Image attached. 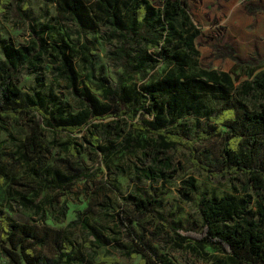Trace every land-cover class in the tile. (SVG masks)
Instances as JSON below:
<instances>
[{
    "label": "trees",
    "instance_id": "trees-1",
    "mask_svg": "<svg viewBox=\"0 0 264 264\" xmlns=\"http://www.w3.org/2000/svg\"><path fill=\"white\" fill-rule=\"evenodd\" d=\"M56 2L59 13L66 16L74 29L52 23L37 29L28 23L26 43L14 45L0 40V119L14 125L26 124L28 128L18 149H0V160L37 174L50 155V147L43 139L46 128L66 133L68 138L59 142L57 148L77 158L85 146L75 134L95 127L97 120L125 119L131 131L153 138L157 167L142 170L146 180L169 178L168 172L174 170L171 158L159 157V153L181 147L191 166L204 171L210 180L226 179L231 192L220 196L200 193L196 202L200 217L197 227L183 226L167 218L159 210L162 200L156 189L148 195L135 187L121 197L122 202L139 213L156 217L178 246L193 241L222 252L234 264H264V69L240 81L241 76L232 71L194 68L191 60L198 53L196 38L200 31L191 19L188 0H162L159 5L150 0ZM91 2H96V6L90 7ZM12 5L20 18L28 19L27 3L22 0H0V13ZM101 25L106 27L103 34ZM88 33H94L106 46V58L121 69L114 85L95 72L96 51L86 38ZM74 35L80 41H74ZM76 57L85 69L84 77L77 70ZM159 65L165 67L163 74L146 80L148 73ZM25 68H31L36 75V84L29 91L17 83ZM46 71L66 83L80 103L75 112L67 111L56 95L41 91ZM134 77L143 80L139 89L130 84ZM204 94L221 104L205 109L202 121L195 119L189 124L194 112L192 104ZM214 137H221L219 154L207 158L198 151L196 142ZM100 139L92 135L91 148L100 152L101 159L109 160L122 144L103 146ZM127 140L123 146L129 152L141 148L140 138L130 136ZM93 174L85 165L73 161H67L64 171H53L45 185L52 194V206L63 192ZM197 189L192 175L180 181L179 192L186 200ZM21 198L24 208L40 211L39 201ZM57 212L63 216L65 206L61 205ZM60 218L52 220L58 222ZM80 225L92 239L79 246L67 237H58L51 259L36 252L35 247L44 236L38 235L32 223L9 221L5 214L0 215L4 264H87L86 256L90 264H120L117 252L126 258L139 257V264L164 262L159 257L155 261L141 247L142 235L130 237L129 245H120L99 234L87 218ZM80 247L86 249V256L79 253Z\"/></svg>",
    "mask_w": 264,
    "mask_h": 264
},
{
    "label": "rangeland",
    "instance_id": "rangeland-1",
    "mask_svg": "<svg viewBox=\"0 0 264 264\" xmlns=\"http://www.w3.org/2000/svg\"><path fill=\"white\" fill-rule=\"evenodd\" d=\"M27 3L28 19L20 18L14 5L0 13V40L11 42L14 45L27 42L30 28H40L44 23H52L56 27L63 25L70 29L75 26L59 13L56 0H22ZM159 5L162 0H150ZM193 23L200 31L196 38L197 55L191 60L194 68H213L232 71L233 75H240V81L247 79L264 69V0H188ZM91 2L90 7H95ZM100 32H106L101 25ZM86 38L95 49L94 69L107 81L114 85L121 69L106 58V46L88 33ZM74 41L79 40L73 36ZM80 41V40H79ZM3 57L0 53V61ZM76 67L81 77L85 69L78 57L75 58ZM164 65H159L148 73L149 78H159L164 72ZM35 74L31 68H25L17 77V83L24 90L29 91L35 86ZM45 94L56 95L59 103L67 111L75 112L80 103L70 93L66 83L58 79L50 71L42 75ZM143 80L134 77L131 85L139 89ZM238 82L236 83V85ZM221 101L203 95L192 106L194 112L188 123L195 119L203 120L202 113L207 108L219 106ZM139 111H143L140 108ZM147 117L150 116L147 114ZM137 119V117H136ZM95 127L75 134L85 149L77 158L61 152L57 144L68 138L64 132H53L45 129L44 142L50 147L47 164L38 169L35 174L26 167H14L6 160H0V215L5 214L9 221L32 223L40 237L44 236L41 244L35 247L39 255L53 258L56 252L55 239L67 237L79 246L92 238L81 227L80 221L87 218L89 224L103 237L120 245H129L130 237L143 236V245L146 253L155 261L157 257L164 262L157 264H234L222 252L208 245L200 246L190 241L181 246L170 238L163 230L160 221L148 214L139 213L130 205L122 202L121 197L135 187L142 188L148 195L152 189L158 190L162 205L159 210L169 219L183 226L197 227L200 217L197 213L196 202L200 193L217 196L231 192L230 184L226 179L210 180L204 171L190 165L187 152L184 148L168 149L159 153V157H169L174 170L168 172L170 177L165 180L148 181L142 174L143 169L154 170L157 167L153 158V138L150 135H138L131 131L129 121L115 120L112 117L102 121H94ZM28 128L26 124L14 125L10 121L0 119V149L15 151L25 140ZM92 135L100 137L101 145L118 146L122 144L111 159L104 160L98 150L90 145ZM136 136L141 139V148L129 152L123 144L127 138ZM198 151L207 158L217 157L221 147V137L196 142ZM67 161L85 165L94 174L88 180L78 181L73 187L63 192L55 204L50 203L52 194L45 185L51 179L53 171H64ZM197 180V192L190 200L182 198L179 187L180 181L188 176ZM238 183L237 180H234ZM33 184L36 188H32ZM42 187L41 189L37 186ZM22 196L39 201L38 213L26 209L22 205ZM61 205L65 206L63 216L57 212ZM117 213L122 222L118 220ZM60 218L53 222V218ZM128 224V226H126ZM79 253L86 256V249L80 247ZM120 264H139V257L126 258L119 252ZM6 263V258L0 252V264ZM86 263L91 260L86 256Z\"/></svg>",
    "mask_w": 264,
    "mask_h": 264
}]
</instances>
